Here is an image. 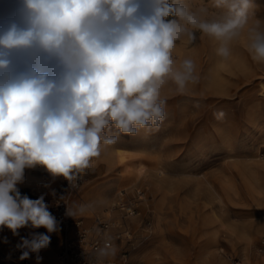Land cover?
<instances>
[{
    "label": "clouds",
    "instance_id": "clouds-1",
    "mask_svg": "<svg viewBox=\"0 0 264 264\" xmlns=\"http://www.w3.org/2000/svg\"><path fill=\"white\" fill-rule=\"evenodd\" d=\"M214 3L227 16L210 20L207 8L190 12L170 0H9L0 10V230H59L43 195L21 193L26 170L43 168L74 188L102 145L159 130L164 86L170 80L183 94L198 80L192 59L173 67L185 34L189 42L193 29L220 41L217 54L228 58V43L247 27L250 54L264 64V20L250 23L254 0ZM50 241L21 237L19 259L35 253L40 264ZM116 251L106 241L99 264Z\"/></svg>",
    "mask_w": 264,
    "mask_h": 264
},
{
    "label": "rangeland",
    "instance_id": "rangeland-1",
    "mask_svg": "<svg viewBox=\"0 0 264 264\" xmlns=\"http://www.w3.org/2000/svg\"><path fill=\"white\" fill-rule=\"evenodd\" d=\"M170 3H180L190 12L207 8L210 20L228 14L214 0ZM8 4L9 0H0V10ZM254 5L250 23L264 20V0H254ZM193 31L194 42L186 34L177 41L173 67L179 69L184 59H192L197 82L189 83L181 94L169 80L162 89L167 103L159 130L120 134L115 144L102 145L101 155L84 171L87 181L74 199L83 205L74 220L81 217L86 224L112 209L121 220L129 204L138 207L134 216L140 229H131V239L124 236L115 245L113 257L121 262L125 253L128 264H232L237 257L242 264H252L259 255L264 227L252 236L246 254L242 231L245 221L264 226V64L250 54L247 27L228 43V58L217 54L220 41ZM219 111L224 113L221 119L214 115ZM129 166L133 170L127 176ZM57 181L43 168L26 170L19 188L32 199L43 195L49 206ZM91 187H102L107 196L101 214L89 209ZM147 225L154 232L145 231ZM214 228L220 230L219 242L208 244ZM4 233L0 230V251L8 253L18 236L9 233L5 243ZM231 236H238L235 244L229 241Z\"/></svg>",
    "mask_w": 264,
    "mask_h": 264
},
{
    "label": "built area",
    "instance_id": "built-area-1",
    "mask_svg": "<svg viewBox=\"0 0 264 264\" xmlns=\"http://www.w3.org/2000/svg\"><path fill=\"white\" fill-rule=\"evenodd\" d=\"M87 178V174L83 173L77 179L74 188L69 187L68 182L62 177L58 178L53 190L55 200L48 206V210L58 222L59 237L53 233H47L42 227L38 229L23 228L11 250L8 253L0 251V262L3 264H37L35 253L31 254L29 259L20 260L21 251L16 247L21 237L31 238L33 234L50 235V245L42 250L39 256L43 260L46 251L57 245V264H99L98 250L104 247L106 241L115 246L118 240L124 239V236L131 239V233L128 232L130 229L124 219L139 214L138 207L133 204H129V208L124 209L125 213L121 220L116 219L114 209L110 210L106 216L96 217L91 224H86L81 217L74 220L76 209L83 208L82 203H76L74 199L84 187ZM66 211L71 215H66ZM258 253L264 254V237L258 247ZM231 260L232 264H242V260L238 257ZM122 261L124 262L109 256L103 258L102 264H128L130 261L127 253L122 256Z\"/></svg>",
    "mask_w": 264,
    "mask_h": 264
},
{
    "label": "bare ground",
    "instance_id": "bare-ground-1",
    "mask_svg": "<svg viewBox=\"0 0 264 264\" xmlns=\"http://www.w3.org/2000/svg\"><path fill=\"white\" fill-rule=\"evenodd\" d=\"M109 147V145H108ZM102 152V151H101ZM131 170H133V167H127L126 168V172H125V175H129L130 172H132ZM86 171V170H85ZM92 183L90 182L88 184V186H91ZM157 184H154V186H156ZM85 187V188H88ZM92 189L88 192V195L90 196L89 200H90V204H89V209L92 211V212H97L99 214H101L100 212H104L105 210L103 209V205L106 204V194H103L104 192H102V187H91ZM145 206V205H144ZM104 210V211H103ZM136 215V214H135ZM122 217V216H121ZM120 217V218H121ZM138 218H136V216H131V217H126L124 220L126 222V224L128 225V228L130 230H128V232L130 233L131 229L132 230H139L141 225L140 223L138 222L137 220ZM219 223V222H218ZM263 223H260L258 221H245L243 223V231H242V235H243V239L246 240V243L245 245L243 246V254H246V250H247V247L249 246L250 244V241L252 239V236H255L256 233L260 232L262 227H264L262 225ZM145 231H148V232H151L153 230L152 226H146L144 227ZM132 232V231H131ZM12 235V234H11ZM3 236V235H2ZM8 236H9V233L8 231L6 230L5 233H4V238H7L8 240ZM238 237V236H236ZM236 237L235 236H231L229 241L232 242L233 244L236 243ZM146 238V237H145ZM219 238H220V230L219 228H214V229H211V236L210 238L208 239V244H216L219 242ZM141 239V238H140ZM244 243V242H243ZM51 248V247H50ZM49 248V249H50ZM48 249V250H49ZM47 250V251H48ZM221 250H224L225 249H221ZM46 251V252H47ZM225 253V252H224ZM223 253V254H224ZM46 254V253H45ZM258 254V253H257ZM45 256V255H44ZM230 256V255H227V257ZM243 256V259L246 260V255H242ZM229 258V257H228ZM250 262H252V264H264V254H259V255H256L255 256V259L254 260H251ZM47 264V263H46ZM55 264H57V262L55 261Z\"/></svg>",
    "mask_w": 264,
    "mask_h": 264
},
{
    "label": "crops",
    "instance_id": "crops-1",
    "mask_svg": "<svg viewBox=\"0 0 264 264\" xmlns=\"http://www.w3.org/2000/svg\"><path fill=\"white\" fill-rule=\"evenodd\" d=\"M8 230L7 228H5V231ZM46 230V229H44ZM47 231V230H46ZM8 233L12 234L10 230H8ZM53 234H55L57 237H59L60 231L58 230L57 232H54ZM13 235V234H12ZM11 235V236H12ZM58 249V246L55 245L53 247H51L45 254L44 256V260H40V264H55V261L57 259H55L56 257V250ZM0 264H3L0 262Z\"/></svg>",
    "mask_w": 264,
    "mask_h": 264
}]
</instances>
